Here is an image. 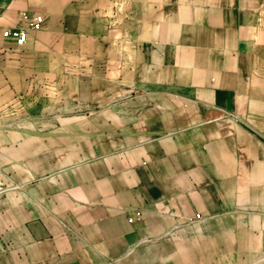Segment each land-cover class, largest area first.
<instances>
[{"label": "crops", "instance_id": "1", "mask_svg": "<svg viewBox=\"0 0 264 264\" xmlns=\"http://www.w3.org/2000/svg\"><path fill=\"white\" fill-rule=\"evenodd\" d=\"M22 149L0 264H264V0H0V155Z\"/></svg>", "mask_w": 264, "mask_h": 264}, {"label": "rangeland", "instance_id": "2", "mask_svg": "<svg viewBox=\"0 0 264 264\" xmlns=\"http://www.w3.org/2000/svg\"><path fill=\"white\" fill-rule=\"evenodd\" d=\"M30 149H22L21 150V154H16V158L13 159V155H0V179L3 180H12L14 178L18 179V180H22L23 183L24 181L29 179L30 176ZM39 158L42 157V153H38ZM11 156V158H10ZM9 158L8 159H5ZM15 160L17 165H20V168H14V163L13 161ZM12 162V163H11ZM3 187V186H1ZM139 214V215H138ZM141 218V212L137 211L136 212V216L135 217H131L129 218V222H133L136 219H140ZM201 218H197L196 220H200ZM1 220V219H0Z\"/></svg>", "mask_w": 264, "mask_h": 264}, {"label": "built area", "instance_id": "3", "mask_svg": "<svg viewBox=\"0 0 264 264\" xmlns=\"http://www.w3.org/2000/svg\"><path fill=\"white\" fill-rule=\"evenodd\" d=\"M22 17L25 21L24 27L6 30L3 32V36L12 40L18 47H22L26 43L31 32L41 31L44 23V18L41 15L31 17L24 13Z\"/></svg>", "mask_w": 264, "mask_h": 264}]
</instances>
